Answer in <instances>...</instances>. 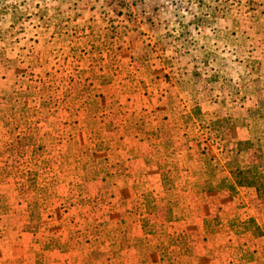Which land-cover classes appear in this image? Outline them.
<instances>
[{
    "label": "rangeland",
    "instance_id": "obj_1",
    "mask_svg": "<svg viewBox=\"0 0 264 264\" xmlns=\"http://www.w3.org/2000/svg\"><path fill=\"white\" fill-rule=\"evenodd\" d=\"M263 4L264 0H0L1 254L16 256L23 250L20 241L11 245L4 237L16 232L41 246V254H31L36 264L43 252L47 254L45 263H50L51 252L70 253L69 248L77 250L72 254L80 256L84 264H195L200 255L194 258L198 245H194L196 239L192 236L200 224L191 219L182 232L172 229L167 233L166 228L179 220L186 198L175 190L179 178L173 173L179 161L174 157L184 150L189 158L192 146L200 154L229 155L224 164L226 175L218 176L211 168L203 174L207 193L221 191L219 187L230 194L251 188L252 192L247 193L264 200L263 192L234 184L229 171L262 167L264 179V133L258 132L254 141H240L230 136L233 122L229 117L209 118L202 108L205 100L196 90L199 84L206 86L202 78L183 85L186 95L172 94L167 99L162 91L151 92L146 85L149 80L161 85L174 78L181 68L185 69L179 64L186 61H205L231 52L232 47L223 45L227 31L213 33L216 24H232L233 34L241 36L247 24L252 25L263 40ZM212 33L214 36L207 39ZM211 38L218 41L217 47H213ZM128 44L133 46L130 56L137 67L135 72H139L140 88L135 87L129 96L111 93L103 99L101 94L88 95L95 108L84 111L77 125L69 128L71 117L58 108L74 96L70 82L74 77L76 90L89 86L88 80L101 74L90 70L86 77L78 75V68L89 66L90 58H96L84 50L92 45ZM49 45L52 49L45 57L43 48ZM58 47L54 53L53 48ZM70 48L75 53L70 54ZM232 50L245 70L259 73L258 60L248 59V47L242 44ZM110 56L101 58L110 60ZM52 58L67 60L69 64H63L70 70L65 66L55 70ZM192 65L187 72H193L191 77L198 76L196 65ZM111 73L114 72L106 70L103 76L111 78ZM252 83L259 88L255 79ZM76 100L88 102L83 96ZM99 100L107 103L105 110ZM162 103L175 107L160 111ZM261 103L264 100L253 109ZM253 116L256 114L249 115ZM159 118L164 123L154 128ZM178 123L182 125L179 130ZM139 134L153 144L133 145V135ZM124 139L129 140V153L144 152V166L135 172L145 179L157 170L156 186L161 190H149L151 182H155L152 179L139 181L137 186L142 189L127 193L126 199L123 192L114 191L117 175L112 162L122 159L119 156L126 145ZM237 142L246 143L240 153L253 154L247 165L241 163L240 154L235 155ZM197 176L201 174L189 178ZM126 200L135 206L137 222H128L129 216L122 215ZM183 208L188 216L191 211ZM196 215L206 216L199 229L204 235L233 232L229 244L202 247L204 261H213L223 252V264H264V243L261 256L255 254V239L264 237V229L254 218L222 217V221L212 211L194 207L192 216ZM54 217L66 220L54 223L57 231L51 228ZM229 249L236 250V255L228 253ZM21 259L14 257L5 264H18Z\"/></svg>",
    "mask_w": 264,
    "mask_h": 264
},
{
    "label": "crops",
    "instance_id": "obj_2",
    "mask_svg": "<svg viewBox=\"0 0 264 264\" xmlns=\"http://www.w3.org/2000/svg\"><path fill=\"white\" fill-rule=\"evenodd\" d=\"M218 30H222L224 32L227 31L228 37L225 39L226 41H224L223 45H226L228 49L232 47L231 52L226 51L225 53H222L221 56H216L205 61H202L201 58L200 60L196 58L192 62L186 61L183 64H179V67H184L185 69L182 70L181 68L179 70V74H175L173 76L174 78H168V80L162 82L161 85L153 83L154 80H149V83L147 82L146 85L148 87V90L151 92L162 91L164 93L163 96H165L163 98L167 99L172 94H176L178 97L182 94L186 95L187 93L184 92L185 88L183 87V85L192 84L191 82L193 81L198 82V77L202 78L201 80L203 82H206V86H201L198 83L199 87L196 90L198 91L199 95L203 97V100H205L203 102L204 106H202V108L206 110L208 117L214 120L221 117H229L231 119V122H233V128L230 129V136L233 137V139H237L240 141H254L259 136L258 132L264 133V117H249V115H253L249 114V111L253 110V108L259 101L264 100V54L261 53L264 51V44L257 42L264 41V39H260L258 37L259 35L254 32L253 26H250L249 24H247L244 33H242L243 36H241L240 34H233L235 28L232 24H228L226 22L216 24L213 33H217ZM213 33L208 35L207 39L210 40V37L214 36ZM209 40H207V42H209ZM241 41L243 42L241 43ZM211 44L214 45L213 47H217L219 45L218 41L214 38H211ZM242 44L249 48L251 57H248V59L258 60L259 63L257 64H259L260 66L258 74L254 75L253 73H249V71L245 70L238 63V61L235 60V55L232 54V52L235 51L232 49ZM132 47L133 46L131 44H128L127 46L124 45L123 47L117 45H113L112 47L92 45L89 46L87 50H84L87 51L89 56H93L96 58H90V62H88L89 66L87 65L85 68L84 66L82 68H78L81 69L78 70V72L81 71L78 75L86 77L88 76L87 72H89L90 70L97 71L101 74H98V76L89 79V86H81V89H74V77L72 79V82H70L71 84L69 88H71L73 95L77 96L80 99L83 96L88 100V102L85 103L84 100L82 102H78L76 100L77 97L73 96L71 102L64 104L63 108H58L59 111H66L68 114L67 116L69 118L71 117L68 125L69 128L77 125L75 122L76 120L79 121L78 116L83 115L84 111H92L95 108V106L90 103V98L88 95L101 94L103 99L111 93L113 95L125 93L129 96V94H131L133 90L136 89L135 87L140 88V85L138 84L139 72H135L134 69L137 67L135 66V63L131 61V56H133L134 53ZM204 47L207 48L205 44ZM43 49V55L47 57L46 54H49L52 48H50L49 45V47L45 46V48ZM56 49L57 50L53 48L54 53L58 52L60 47ZM69 51L70 54L75 53L71 50V48L69 49ZM257 52H259L260 55H258ZM106 54H111L110 60L101 58H106ZM51 61L52 62L50 63L55 70H62L64 66L69 68L67 64H63L64 61L67 62V60L65 59L57 60L52 58ZM39 63H42V61H39ZM192 64L196 65L194 66V69L199 71L198 76L192 75L191 77V74H193V72H187L186 68H193ZM131 69L134 70L133 73H131ZM106 70L114 72L111 73V78H108L107 75L103 76V73ZM254 79L260 83L259 88H257L252 83ZM83 83L84 82H82L81 85ZM182 89H184V91ZM101 96H99V98H101ZM94 100L96 101L95 97ZM99 103L103 110L107 108L106 102H101L99 100ZM173 106L174 105L162 103L159 105V109L160 111H163L165 109L169 110ZM72 111L76 112L72 114ZM161 122L164 123L160 118L156 120L155 125L153 124L154 128H156V126H158ZM181 127L182 125L178 123L177 130H179V128ZM133 138L135 140L134 142L131 139L133 145L139 144V146L141 147V145L146 146L147 144H153L146 141V137L144 136V134H139L137 136L133 135ZM124 141L126 145L123 147L124 151L119 156V158L122 157V159H116L114 162H112V164L116 167L117 175V181L114 187V191H116L117 193L123 192L124 195H122V197L123 199H126L127 193L129 194L133 190L138 191L142 189L141 186H137L139 181H151L152 179H155V182H151L149 190H161L160 187L156 186L157 170H152L151 175H147L145 179H142L141 175H138V173L135 172L136 170H141V167L144 166V152L142 151L143 155L136 153L135 151L132 152V150L129 153L131 146H129L126 142L129 140L124 139ZM132 149H135V147H132ZM252 155L253 154H251L250 152H241V163L243 165L249 164V160L252 158ZM174 159H177V161H179V163L176 165L175 172L173 173L175 177L179 178V182L175 181V190L179 193L180 196L185 195L186 198L183 201V207L188 208V211H191V213L187 216L185 214V209L182 207L183 213L179 215V220L173 221V223L171 222L170 224H172L173 226H166L167 233L172 232V229H174L176 232H182L185 228V224L188 223L191 219H194L196 223L200 224L198 230L195 232V235L192 236L196 239L195 241H193L194 245H198V247H195L194 258L196 259L198 255H200L199 261L194 260L195 264L205 262L206 264H223L225 262V259L221 260L223 252L218 254L219 257L213 261H204V259L201 258L202 252H200V249L207 246L216 248L221 245L229 244L231 241H233V232L219 231L211 235H204L199 229L201 227L203 219L206 218V216L196 215V217L194 218L192 216L194 207L201 208L207 211L209 210L210 212L212 211L214 213V216L218 215V217H221V219L222 217L229 219L236 217H252L264 229V200L257 199L254 194V196H252L247 193L248 191L252 192L251 188L243 190L237 189L238 192L235 194H230L228 190H222V187L217 188L221 189V191H218L216 193H207L204 190L202 181L203 174H205L206 170L211 168L213 172L218 176L226 175L224 164L229 159V155L226 156L225 153H213L211 156H209L205 155V153L200 154L196 147L192 146L189 158L186 156V152L183 150L180 153L175 154ZM196 174H201V176L194 177L193 180L189 178L191 176H195ZM182 178L184 180H181ZM253 197L256 199H253ZM121 208L122 215L125 214L127 218L129 216L128 222H137L135 212H133V210L136 209L135 206H132V204L126 200L125 202H123ZM55 218L56 217H54L51 221V228L52 230L57 231L54 223L61 218ZM223 220L224 219H222V221ZM60 221L66 222L65 218L61 219ZM164 222L166 221L164 220ZM17 231L20 232V229H17ZM19 235L21 234L19 233ZM19 235L16 232H9L8 234L4 235L5 239H7L11 245L17 244L19 243L18 241H20V243H22L21 245L24 247L22 248L23 250H21L20 254L16 256L11 255L7 252L6 254L2 255L0 251V264H5L7 260H11L14 257L22 258L21 263L18 264H36V259H34L31 254H41V246L34 244L31 237L27 238L21 237L22 235ZM24 238L26 239V241L23 242L22 239ZM148 238L151 239L150 236H148ZM204 238H206V240ZM255 241H257L258 244L255 254L261 256V251H263V246L261 247V244L264 243V237L258 236ZM229 251L232 255H236V250L229 249L228 253ZM69 252L70 253H60L58 251L51 252L50 263H45V256L47 254L43 252L44 256H39V264H84L83 260H80V256H75V254H72V252L77 253L76 249L69 248ZM71 257H75V259L71 260Z\"/></svg>",
    "mask_w": 264,
    "mask_h": 264
},
{
    "label": "trees",
    "instance_id": "obj_3",
    "mask_svg": "<svg viewBox=\"0 0 264 264\" xmlns=\"http://www.w3.org/2000/svg\"><path fill=\"white\" fill-rule=\"evenodd\" d=\"M255 83H257V80H255ZM255 112V113H253ZM249 113H252L253 115L256 114L257 117H264V103L259 104L255 109L250 110ZM243 145L246 146L245 142H237L236 148H235V155H239L240 151L242 150ZM261 158V157H257ZM262 159V158H261ZM259 168V169H258ZM244 167V168H238L231 169L230 175L232 176L234 182L239 185H245L247 187H253L256 191L263 192L264 196V179L262 176V167ZM260 189H263L261 191Z\"/></svg>",
    "mask_w": 264,
    "mask_h": 264
}]
</instances>
